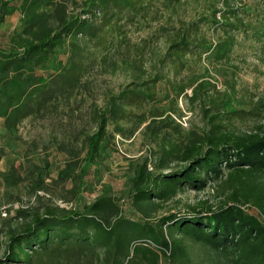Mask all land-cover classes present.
<instances>
[{
	"label": "trees",
	"instance_id": "obj_1",
	"mask_svg": "<svg viewBox=\"0 0 264 264\" xmlns=\"http://www.w3.org/2000/svg\"><path fill=\"white\" fill-rule=\"evenodd\" d=\"M218 1L224 7L214 4L208 21L223 32L213 43L200 35L201 21L177 14L184 0H80L72 7L68 0H0V125L12 131L25 119L55 108L81 83L85 58L131 41L126 25L146 31L141 45L148 35L159 33L161 53L149 66L131 64V81L95 106L94 129L85 134V154L79 158L80 174H75L74 156L58 172L57 180L83 186L88 169L99 162L109 125L137 117L138 123L145 122L146 115L132 107L155 98L152 87L168 67L183 69L188 55L210 52L217 60L230 55L241 24L230 21L237 15L230 0ZM157 2L158 16L151 14ZM16 10L20 28L4 43L3 24ZM156 20L160 23L154 28ZM66 45L64 60L56 51ZM198 94L194 89L191 98ZM232 106L227 102L223 113L238 116L242 110ZM223 113L209 115L204 132L189 130L168 144L165 139L171 131L180 133V124L162 112L151 115L144 131L163 141L160 157L152 169L148 157L132 162L128 178L131 206L139 217L127 215L120 198L109 193L83 208L21 206L16 217L22 222L6 232L0 264H199L191 262V243L207 247L211 264H264V126L228 130ZM210 183L220 189L218 204L203 201L187 211L158 213L187 188L200 191ZM33 186L38 196L44 179L36 178Z\"/></svg>",
	"mask_w": 264,
	"mask_h": 264
},
{
	"label": "rangeland",
	"instance_id": "obj_2",
	"mask_svg": "<svg viewBox=\"0 0 264 264\" xmlns=\"http://www.w3.org/2000/svg\"><path fill=\"white\" fill-rule=\"evenodd\" d=\"M78 1L68 0L70 7ZM229 2L237 9V15L230 21L241 24L239 31H235L236 43L230 55L218 60L210 52L203 53L201 57L188 55L183 69L168 67L165 77L152 87L155 98L142 106L132 107L133 112L146 115L145 122L138 123L137 117L109 125L99 162L88 169L83 186L78 188L75 180H57L58 172L66 160L74 156L75 174H80L79 158L85 154V134L94 129L95 106L103 104L107 94L123 89L131 81V64L143 61L149 66V60L161 53L164 45L159 33L148 35L145 45H141L139 43L143 42L142 37H146V31H135L136 26L126 25L130 42H122L105 55L92 47L87 48L95 53L85 58L87 63L82 70L81 83L71 94L60 99L55 108L25 119L12 131H6L0 125V256L6 232L22 222L16 217V210L21 206L83 208L97 196L109 193L120 198L127 215L139 217L131 206L128 178L133 175L132 162L148 157L150 168L160 157L163 141L149 138L144 131L154 113L162 112L180 124V133L171 131L165 139L166 144L169 140L182 139L189 130L204 132L209 128L208 116L226 112L229 101L233 108L242 111L238 116L223 113L226 129L243 132L264 126V0ZM15 3L19 4L18 1ZM214 4L218 8L224 7L218 0H184L177 14L185 19L201 21L200 35H204L208 42L216 43L223 29L215 28L208 21ZM158 7L157 2L152 15L158 16L155 12ZM20 17L19 10L7 16L3 24L4 43L20 28ZM157 20L153 23L154 28L160 23ZM68 50L67 45L57 49V56L65 60ZM194 89L199 92L196 99L191 98ZM176 165L178 163L172 164ZM11 167L12 176L7 178L6 173ZM39 177L44 179L45 187L37 196L33 185ZM213 183L200 191L187 188L165 203L158 213L187 211L191 205L201 207L203 201L218 204L219 188ZM191 249V262L211 264L212 253L207 247L191 243Z\"/></svg>",
	"mask_w": 264,
	"mask_h": 264
},
{
	"label": "built area",
	"instance_id": "obj_3",
	"mask_svg": "<svg viewBox=\"0 0 264 264\" xmlns=\"http://www.w3.org/2000/svg\"><path fill=\"white\" fill-rule=\"evenodd\" d=\"M150 168L152 169L153 167H150ZM248 210H249L250 212H252V213H255V214L260 215L259 211H258L257 209H255V208H250V207L248 206Z\"/></svg>",
	"mask_w": 264,
	"mask_h": 264
}]
</instances>
